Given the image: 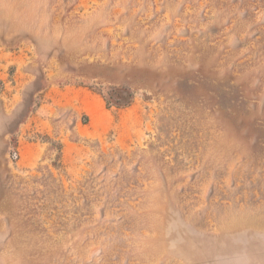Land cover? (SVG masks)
<instances>
[{
    "label": "rangeland",
    "instance_id": "rangeland-1",
    "mask_svg": "<svg viewBox=\"0 0 264 264\" xmlns=\"http://www.w3.org/2000/svg\"><path fill=\"white\" fill-rule=\"evenodd\" d=\"M0 264H264V0H0Z\"/></svg>",
    "mask_w": 264,
    "mask_h": 264
}]
</instances>
